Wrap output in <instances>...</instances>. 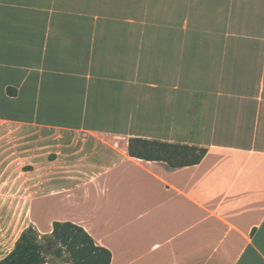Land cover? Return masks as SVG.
<instances>
[{"label": "crops", "instance_id": "crops-1", "mask_svg": "<svg viewBox=\"0 0 264 264\" xmlns=\"http://www.w3.org/2000/svg\"><path fill=\"white\" fill-rule=\"evenodd\" d=\"M24 133L6 254L71 221L110 264H264V0H0V171Z\"/></svg>", "mask_w": 264, "mask_h": 264}, {"label": "trees", "instance_id": "trees-1", "mask_svg": "<svg viewBox=\"0 0 264 264\" xmlns=\"http://www.w3.org/2000/svg\"><path fill=\"white\" fill-rule=\"evenodd\" d=\"M129 154L138 159L165 162L171 168L198 164L207 148L144 137L129 139ZM71 264H110L112 252L98 244L81 225L71 221H54L51 234L41 235L34 225L27 227L13 249L0 264H45L48 255L61 256Z\"/></svg>", "mask_w": 264, "mask_h": 264}, {"label": "rangeland", "instance_id": "rangeland-1", "mask_svg": "<svg viewBox=\"0 0 264 264\" xmlns=\"http://www.w3.org/2000/svg\"><path fill=\"white\" fill-rule=\"evenodd\" d=\"M28 139L29 137L26 136V133L21 134L19 136H15V138L13 137L12 141L13 143L17 144L15 147H18L16 149L17 150L16 154H13L15 155L13 156L14 161L11 160L10 164L7 167H4L0 171V175L2 174V177H4L3 180L6 181L5 183L0 184V212H1L0 213V223L2 227L6 226L7 223L12 218L10 215L5 214L6 211L10 207V203H11L10 197H11L12 191L14 190V188H17V187H18V192L25 191L24 183L26 181L25 180L26 175L24 171L28 169V166H27V160L25 158L26 151H22V150L26 148ZM9 143L11 144L12 142H9ZM13 176H16L17 178H19V180H23L24 183L17 185L13 181L11 182L10 178ZM5 178H8V179H5ZM20 226H21L20 224L18 226H14V227L12 226L11 229L13 228V230L10 229V231L4 232V234L2 231L0 232V239L2 240V243L0 240V258L4 254H6L7 251L9 250L10 241L12 240L11 234H13L14 231L16 233L20 229ZM40 234L44 235L42 233ZM10 236H11L10 241L5 242V239H9ZM64 259H66L65 253H63L61 256L48 255V264H63L65 263L63 262Z\"/></svg>", "mask_w": 264, "mask_h": 264}]
</instances>
